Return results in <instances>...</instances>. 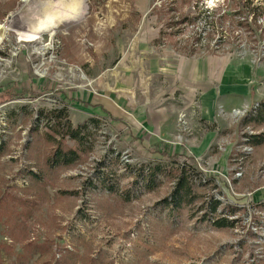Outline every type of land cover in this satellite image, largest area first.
<instances>
[{"label": "rangeland", "instance_id": "1", "mask_svg": "<svg viewBox=\"0 0 264 264\" xmlns=\"http://www.w3.org/2000/svg\"><path fill=\"white\" fill-rule=\"evenodd\" d=\"M79 1L0 0V264H264V0Z\"/></svg>", "mask_w": 264, "mask_h": 264}, {"label": "trees", "instance_id": "2", "mask_svg": "<svg viewBox=\"0 0 264 264\" xmlns=\"http://www.w3.org/2000/svg\"><path fill=\"white\" fill-rule=\"evenodd\" d=\"M255 0H233V4H234V10L235 9H239L242 12H245V15H243L240 18H243L244 20L247 21V23H250L248 25L249 29L247 30V32H251L250 34L254 35L256 34L255 31H257L258 29L253 28V23L256 24L258 22V15L259 11L263 10V6L261 5H254ZM236 4V5H235ZM253 14V16L251 17L250 15ZM224 17V15L216 18L219 22L222 23V18ZM249 19H251V22H249ZM240 21V20H239ZM218 24L215 20H212L210 22V25H216ZM230 24H233V22H231ZM263 35V33H262ZM241 36V35H240ZM54 113L56 115V118H52L50 121V128L55 130V132L57 134H59L58 136L65 138L67 137V135H69L71 138L73 139H77L79 138L82 134V127L80 128H75L73 127L71 121L69 120V114H67V111H51V114ZM64 113V114H63ZM63 118V120H67V131H64L62 129V125L63 123L60 122L62 121L61 119ZM53 120L55 121V123H59V125H54L53 124ZM49 138L51 139V141L53 142V144L56 146V149L54 150L53 153V159L56 160L57 162H60L61 164L64 165H69V164H73L75 163L77 160H79L80 156L77 153V151L70 147V146H66L65 144H63L61 142V140H59L56 136H54L53 134H49L48 135ZM52 159V160H53ZM156 171H161L163 170V167H161V165H158L155 168ZM188 178H187V173L184 171L181 172V175L178 178L177 184L175 185V189L174 191L171 193L170 196V200L171 201H182V202H189L191 201V197H192V187L191 185L187 182ZM221 205V201L216 200L214 202V205L212 206V213H216L218 208ZM210 219L213 220V223L216 227H224V226H231L232 221H230L228 218L225 217H220V218H213L210 214L209 216ZM206 219V218H205Z\"/></svg>", "mask_w": 264, "mask_h": 264}, {"label": "bare ground", "instance_id": "3", "mask_svg": "<svg viewBox=\"0 0 264 264\" xmlns=\"http://www.w3.org/2000/svg\"><path fill=\"white\" fill-rule=\"evenodd\" d=\"M51 10H52V13H51L49 18H50V23H53V24L57 23L58 21L64 20V19L65 20L79 21V19L83 18L86 14H88V11H89L87 9V5L84 3H80L79 0H71V3H69V4L65 3V0H57V4L55 6H53L51 8ZM10 18L11 19L8 21L9 23L7 24L6 28H13V27H17V28L21 27L22 28L25 26L19 12L14 14ZM3 26H5V25H3ZM19 31H21V30H19ZM48 31H51V29ZM53 31H55V29ZM15 32H17V31H15ZM35 34H31V35L26 34V35H24V37L26 40H31V37H34Z\"/></svg>", "mask_w": 264, "mask_h": 264}, {"label": "water", "instance_id": "4", "mask_svg": "<svg viewBox=\"0 0 264 264\" xmlns=\"http://www.w3.org/2000/svg\"><path fill=\"white\" fill-rule=\"evenodd\" d=\"M26 1V0H25ZM11 17V15H9L8 19Z\"/></svg>", "mask_w": 264, "mask_h": 264}]
</instances>
